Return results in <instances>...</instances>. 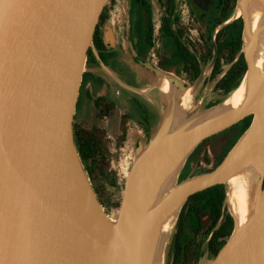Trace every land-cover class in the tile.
<instances>
[{
  "label": "water",
  "instance_id": "obj_1",
  "mask_svg": "<svg viewBox=\"0 0 264 264\" xmlns=\"http://www.w3.org/2000/svg\"><path fill=\"white\" fill-rule=\"evenodd\" d=\"M108 2L0 0V264H150L160 219L173 211L178 216L190 196L225 184L248 163L259 198L244 228L230 215L233 231L207 264L264 263V73L256 83L254 55H244V106L168 135L171 101L126 175L116 219L103 211L74 145L73 119L87 52ZM242 20V33L250 34ZM247 117L249 127L213 170L191 173L146 214L165 172Z\"/></svg>",
  "mask_w": 264,
  "mask_h": 264
},
{
  "label": "flooded vegetation",
  "instance_id": "obj_2",
  "mask_svg": "<svg viewBox=\"0 0 264 264\" xmlns=\"http://www.w3.org/2000/svg\"><path fill=\"white\" fill-rule=\"evenodd\" d=\"M144 1L147 3L150 17L149 46H146V39L134 34L136 12L131 10L130 0L128 11L131 21L127 28L128 37L119 35V32L108 37L109 17L103 9L105 19L98 21L95 28L99 43L96 44L92 38L91 47L87 52L85 66L91 68L83 73L79 87L73 119V141L95 196L96 178H109V184H115L114 173L106 167L122 154L129 136L138 137V126L142 134L149 136L147 129L151 120L150 113L138 99V84L141 83L138 73L154 75L158 79L156 91L160 94L167 89L163 77L169 79L171 73H181L185 77L183 81L173 82L175 87L179 89L178 84L184 90L187 89L185 82L191 86L203 78V84L209 83L212 91L220 94L222 99L237 86L225 93L221 87L218 88L220 81L227 73H231L232 69V73H239L242 68L243 73L246 71L242 52L243 23L241 22L240 46L236 51L235 33H231V30L237 29V22L242 21L241 17L233 18L237 0H160L162 8L155 23L151 17L150 2ZM184 9L187 17L184 15ZM140 12L142 11L139 6L138 14ZM144 20L140 23L141 26L145 24ZM193 24L202 26L198 32L195 30L196 38L189 35ZM123 51L129 55V61L125 59ZM95 67L105 68L107 73H95ZM138 67L142 71H139ZM206 71L207 75L203 77ZM242 79L243 77L238 85H241ZM189 94L190 91L184 96L183 105H186L185 100Z\"/></svg>",
  "mask_w": 264,
  "mask_h": 264
},
{
  "label": "rangeland",
  "instance_id": "obj_3",
  "mask_svg": "<svg viewBox=\"0 0 264 264\" xmlns=\"http://www.w3.org/2000/svg\"><path fill=\"white\" fill-rule=\"evenodd\" d=\"M149 2L151 5L152 21L155 23V20L161 11L162 5L160 0H149ZM129 4L130 0H109V2L104 7V13L107 15V17H109L110 24L108 27V37L115 36L118 32L119 35L128 37L127 28L131 21V15L128 11ZM185 11L186 10L184 9V15L187 17ZM185 21L186 19H184V24ZM201 28V25L193 24V27L190 28L192 30L189 33L190 37L196 38V31L198 32V30H201ZM125 54L126 53L124 52L125 59L129 61V55ZM90 68V66H85L84 73H86V71ZM94 70L95 73H107L105 68L101 69L99 67H95ZM138 70L142 71L139 67ZM138 75H140L139 79L141 80V83L138 84V90L140 91L138 92V95L140 96L138 99L142 101L143 107L150 113L151 120L147 129L149 136L142 134L138 126V137L129 136L126 147L124 148V151H122V154L119 157L114 158L110 166L106 167L108 170L111 169L112 174L114 173L113 177L115 178V184H109V178L106 180L104 178H96L95 180V193L97 194L96 197L98 198V201L100 202L106 215L113 220H115L117 217L121 203L123 183L133 161L138 154V151L146 147L149 140L153 137L157 128L166 117L171 101H174L176 104L178 97L182 92L174 86V80L183 81L185 79L181 73H171L170 76H168L170 85L169 96H166L168 91L165 92L164 96H162V94L156 91L155 86L158 83V79L154 75L144 72L138 73ZM206 75L207 71L203 77H206ZM201 80L191 86L185 82V88L192 87V95L190 100L187 102L185 109L180 113V117L182 119L180 122H177L179 113H175L168 131V135L181 133L195 124L217 114L215 112V108L217 107L218 103H222L225 98L223 97L221 99V95L213 92L209 83L203 84V80ZM139 121L140 117L138 115V122ZM250 123L251 117H247L234 128L223 131L208 141L199 144L177 168L170 189L176 187L184 180L189 179L191 177V173L197 176L213 170L219 161H221V159L233 148L235 144L233 145L232 143L235 141V139H237L238 136L241 137V135L249 127ZM133 134L134 132L132 131L131 135ZM224 185L226 188V184ZM226 209L228 211L227 205ZM176 219L177 216L174 219L167 239L165 240L162 250L161 264H170V247L173 235L175 233ZM209 260L210 258H207V256L204 255L199 260L198 264H207Z\"/></svg>",
  "mask_w": 264,
  "mask_h": 264
},
{
  "label": "bare ground",
  "instance_id": "obj_4",
  "mask_svg": "<svg viewBox=\"0 0 264 264\" xmlns=\"http://www.w3.org/2000/svg\"><path fill=\"white\" fill-rule=\"evenodd\" d=\"M242 17L250 28V34L246 31L243 32L242 36V52L246 57L254 55V79L256 83H259L261 75L264 73V41L261 40L264 34V0H252V4L243 5L240 1L237 2L233 18ZM167 83V89L162 91V96H169L170 85L169 79L163 77ZM242 82V83H241ZM241 85L239 89L234 92L228 99L227 97L239 86H237L233 91L228 93L224 98L222 103H219L215 108V112L219 113H232L239 111L247 101L248 92L246 88V80L243 77L241 80ZM192 87H189L182 91L178 97L175 113H179L177 122H180L182 110L185 109L186 105H183V98L187 92H191L185 100V104L190 100L192 95ZM177 168L165 172L151 196L149 207L146 214L157 205L163 197L171 190L170 187L173 182V178L176 174ZM225 203L228 207V212L237 221L238 228H244L251 216L253 208L259 198L256 192L255 184V174L254 166L252 163H248L240 167L235 171L230 177L225 181ZM228 203V204H227ZM177 211H173L167 216L160 219L157 229L155 231V241L152 249V255L150 259V264H161L162 250L167 239L169 230L176 218ZM114 221L113 219H111ZM264 264V263H262Z\"/></svg>",
  "mask_w": 264,
  "mask_h": 264
},
{
  "label": "trees",
  "instance_id": "obj_5",
  "mask_svg": "<svg viewBox=\"0 0 264 264\" xmlns=\"http://www.w3.org/2000/svg\"><path fill=\"white\" fill-rule=\"evenodd\" d=\"M141 11L138 14V7ZM131 10L136 12L135 36L146 39V46L150 45L151 26L149 11L144 0H131ZM102 12L99 21L105 16ZM146 20L143 26L140 25ZM144 20V21H145ZM243 20L237 22L235 33V51L240 46V32ZM93 41L99 43V35L94 30ZM243 62L241 57L240 63ZM227 73L218 84L225 93L231 91L244 76L243 68L239 73ZM244 121V120H243ZM233 231V219L225 205V185L207 188L190 196L181 207L176 223L175 233L170 247V264H198L205 255L213 259Z\"/></svg>",
  "mask_w": 264,
  "mask_h": 264
}]
</instances>
